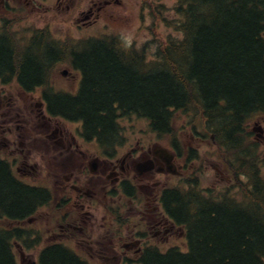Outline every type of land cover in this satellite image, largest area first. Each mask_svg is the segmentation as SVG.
I'll list each match as a JSON object with an SVG mask.
<instances>
[{
	"label": "trees",
	"instance_id": "obj_1",
	"mask_svg": "<svg viewBox=\"0 0 264 264\" xmlns=\"http://www.w3.org/2000/svg\"><path fill=\"white\" fill-rule=\"evenodd\" d=\"M178 10L184 38L158 48L157 62L146 67L134 52L135 58L110 48L114 40L90 42L87 49L74 54V64L83 73L78 94L54 96L49 106L81 117L88 134L106 137L115 130L117 110L147 117L153 130L168 134L173 132L176 111L198 107L206 129L230 157L242 162L248 158L252 163L247 176L253 192L245 204L233 198L211 203L196 193L167 192L164 201L171 215L189 226L190 250L165 254L153 250L141 262L260 264L264 258V185L245 143L248 120L264 112V0H179ZM43 36L42 31L36 34V45ZM51 47L43 53L29 48L15 55L10 40L0 37V74L3 79L15 77L27 89L40 86L47 80L46 65L60 57V51ZM45 196L41 189L14 180L0 161V217L5 213L21 216ZM188 197L196 204H189ZM9 237L8 232H0V264H15ZM40 263L87 264L61 245L45 248Z\"/></svg>",
	"mask_w": 264,
	"mask_h": 264
},
{
	"label": "flooded vegetation",
	"instance_id": "obj_2",
	"mask_svg": "<svg viewBox=\"0 0 264 264\" xmlns=\"http://www.w3.org/2000/svg\"><path fill=\"white\" fill-rule=\"evenodd\" d=\"M111 1L100 2L97 10L109 7L106 4ZM81 12V16H88ZM1 32L0 27V35ZM48 99L51 105L54 99ZM57 113L60 112L47 107L43 92L38 95L11 83L0 85V161L22 185L33 186L50 179L45 213H38L35 203L21 216L5 213L1 218L10 220V225L20 232L29 227L40 232L43 226L37 217L44 216L47 232L53 230L50 239L64 240L74 235L76 244L98 255L103 264H128L134 259L128 253H141L151 245L149 237L166 242L171 236H181L183 228L164 214L159 200L160 193L167 188L164 183L159 185L161 177L178 161L173 151L155 146L145 148L137 141L120 156L104 153L100 160L95 150L85 148L84 144L94 142L98 134L85 133L78 121H83L81 117H72L74 125L66 124L58 116L62 113ZM136 186L145 190L150 209L145 207L139 213L129 200L131 205L125 214L138 216L139 220L131 228L128 224L126 230H119L118 188L135 190ZM141 220L145 227L139 225ZM14 246L18 247V243L14 242ZM32 246L35 244H25Z\"/></svg>",
	"mask_w": 264,
	"mask_h": 264
},
{
	"label": "rangeland",
	"instance_id": "obj_3",
	"mask_svg": "<svg viewBox=\"0 0 264 264\" xmlns=\"http://www.w3.org/2000/svg\"><path fill=\"white\" fill-rule=\"evenodd\" d=\"M32 1L38 2L39 6L36 11L29 9L25 1L18 6V12L20 14L19 36L24 39V41L30 37V30H32L35 25L36 27H40L48 22L51 24L52 33L63 38L69 37L74 41L85 36L98 37L101 35H115L125 46H133V49L140 52V55L143 54L145 62H152L158 58V48L164 49L169 42H178V40L182 39V32L175 24V20L178 17L175 0H152L149 2V8L145 17L146 21L143 23L138 16L139 3H134L136 0H122L125 5L119 7L109 6L108 9L114 10L112 14L106 12L104 9H100V11L97 12L99 3L104 0H75L74 7L70 4L69 11L61 10L60 12L57 6V0ZM93 2H95L96 5H94ZM90 6H93V11L91 10L92 13L88 14ZM81 11L88 14V16H81ZM66 12H68L67 15ZM8 16L11 18L4 21L11 23L13 20H16V16ZM97 17H99V20L93 25L91 19ZM86 21L90 22L84 24ZM78 23L82 26H78ZM21 46L18 48L22 49L23 47ZM135 64L139 65L138 63ZM63 68L65 67H60L59 65L58 69H53L50 73L53 84L58 88L68 86L65 78L60 73V70ZM203 122L204 120L201 118V114L197 108L186 113L182 111H176L174 113L173 131L180 141V151L182 154L178 162L179 164H183L184 161H186L188 162V166L184 167L183 164V172L179 175L180 177L167 175L164 178L170 185L176 183L180 186H183V180L191 179L192 181L190 183L193 181H196V183L191 186L188 184L184 185L181 189L195 187L200 189L202 194L210 196L213 199L219 200L223 197H232L238 202L243 204L247 203L251 197V187L247 182V167H237L242 165V159L238 157L234 160L236 166L232 168L228 166L225 157H223L224 153L222 155L221 150L217 147L212 136L210 134L206 135ZM247 130L250 132L249 139L255 143V148L252 151L250 150V154H256L255 164H258L260 175L262 179H264V115L258 113L252 115L247 122ZM143 139L144 147L146 144L148 146H154L156 143H159L158 145L160 146L168 147L169 144L168 138L163 139L151 130L147 119L134 115H125L118 118L117 139L115 141L117 144L116 153L118 156L130 146H134L138 140ZM89 146H85V148L93 150L95 147L91 144H89ZM232 170L235 173L237 171L239 173L245 172V174L240 175L238 180L237 177H233L234 174ZM243 183L246 184L244 185ZM187 194L189 193L183 196ZM137 199L144 202L143 204L145 207L144 189L138 190ZM188 199L189 204H196L193 197H188ZM141 209L144 208L137 207L136 211L140 213ZM193 210L196 213V208ZM37 219L40 225L43 226V229L39 232L35 228L29 227L32 231L29 232L30 239H28L27 242L30 244L36 243L34 248L23 249V252L26 253L25 256L29 259H37L38 252L42 247L47 245L48 242L56 241L55 239L49 238L53 230L51 229L49 233L47 232L45 225L46 218L44 216H39ZM138 219V216L127 217L131 227L132 223H136ZM7 224L6 220H0V226ZM139 225L145 227L144 221L141 220ZM185 237V234L181 236L179 234V236L170 238L167 243H162V239H160L161 242H158L156 239L150 237L149 243L152 246H158L160 250H166V247L169 248L171 246L179 247L178 249H186ZM13 241L19 240H12L11 242ZM59 241L73 248L90 264H102L101 258L94 256V253L76 244L74 235H72L71 238H64V240L61 239ZM151 251L152 250H149L148 253ZM13 253L17 259H15L16 263L22 264V262L20 263V249L16 248L14 245Z\"/></svg>",
	"mask_w": 264,
	"mask_h": 264
},
{
	"label": "water",
	"instance_id": "obj_4",
	"mask_svg": "<svg viewBox=\"0 0 264 264\" xmlns=\"http://www.w3.org/2000/svg\"><path fill=\"white\" fill-rule=\"evenodd\" d=\"M30 264H34V263H30Z\"/></svg>",
	"mask_w": 264,
	"mask_h": 264
}]
</instances>
